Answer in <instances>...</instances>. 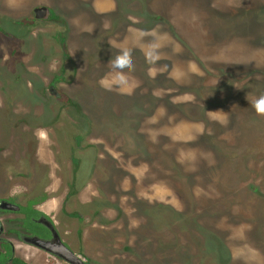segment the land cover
Here are the masks:
<instances>
[{
	"label": "rangeland",
	"instance_id": "1",
	"mask_svg": "<svg viewBox=\"0 0 264 264\" xmlns=\"http://www.w3.org/2000/svg\"><path fill=\"white\" fill-rule=\"evenodd\" d=\"M261 94L264 0H0V197L45 194L87 264H264ZM83 134L124 194L92 204L91 150L62 211Z\"/></svg>",
	"mask_w": 264,
	"mask_h": 264
},
{
	"label": "flooded vegetation",
	"instance_id": "2",
	"mask_svg": "<svg viewBox=\"0 0 264 264\" xmlns=\"http://www.w3.org/2000/svg\"><path fill=\"white\" fill-rule=\"evenodd\" d=\"M50 91H55L53 84L50 86ZM79 151L80 136L76 137V146L73 152L75 164L73 181L63 202L62 211H67L72 199H78L79 193L83 189L81 179L87 173L86 164L89 158L85 163V170L80 178V169L78 172L75 162V160L80 159ZM47 204L48 200L45 194L35 195L33 191L0 197V264H15L16 259L22 260L27 264H32L30 261L32 254L47 255L46 261L48 264H51L52 260H56L59 264H68L48 254L41 248L30 244L28 241L29 239H36L45 243L52 242L54 237L52 226L58 233L60 240L80 257L64 239V234L55 219L45 210ZM79 204L82 208L87 206L80 202ZM73 216L82 218L80 217V212H73Z\"/></svg>",
	"mask_w": 264,
	"mask_h": 264
},
{
	"label": "trees",
	"instance_id": "3",
	"mask_svg": "<svg viewBox=\"0 0 264 264\" xmlns=\"http://www.w3.org/2000/svg\"><path fill=\"white\" fill-rule=\"evenodd\" d=\"M86 131L88 132L89 128L88 130H85V132ZM84 136H85L84 134L83 136L80 135V151H79L80 159H78L77 161L75 160L77 171L79 172L80 169V178H81L85 170V163L89 158L88 157L89 151L95 150L94 163L91 168V172H89V174L95 175L96 179H98L99 186L97 189L98 192L100 193V196L94 198L92 204L96 202V205L98 206L100 203H105V204L111 203L110 196L115 195L116 198H120L124 194V192H121L122 190L120 191V189L118 190L115 187H112L111 174L113 172H119V174H121L122 177L125 174V172L116 166L115 160L112 159V157H110L108 154H103L101 144L85 143L83 140ZM15 264H27V263H25L22 260L16 259Z\"/></svg>",
	"mask_w": 264,
	"mask_h": 264
},
{
	"label": "water",
	"instance_id": "4",
	"mask_svg": "<svg viewBox=\"0 0 264 264\" xmlns=\"http://www.w3.org/2000/svg\"><path fill=\"white\" fill-rule=\"evenodd\" d=\"M34 13H35L36 19H43L46 17L48 13V9L46 7L36 8L34 10ZM52 229L54 231V237H53L52 242L45 243L43 241H39L36 239H29L28 240L29 243L41 248L48 254L68 264H87L82 258L76 255L67 245H65L60 240V237L53 226H52Z\"/></svg>",
	"mask_w": 264,
	"mask_h": 264
},
{
	"label": "clouds",
	"instance_id": "5",
	"mask_svg": "<svg viewBox=\"0 0 264 264\" xmlns=\"http://www.w3.org/2000/svg\"><path fill=\"white\" fill-rule=\"evenodd\" d=\"M112 65L113 68L120 67L122 70L130 71L132 68L130 53L126 49L121 50L120 54L112 61ZM116 86L120 90H127L129 87L128 81L123 76L120 77ZM253 107L257 113L264 114V94H261L259 99L253 102Z\"/></svg>",
	"mask_w": 264,
	"mask_h": 264
}]
</instances>
